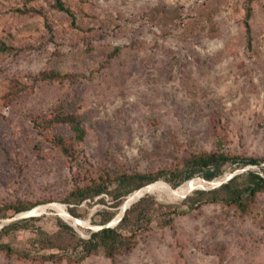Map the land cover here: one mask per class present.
<instances>
[{"label":"rangeland","instance_id":"rangeland-1","mask_svg":"<svg viewBox=\"0 0 264 264\" xmlns=\"http://www.w3.org/2000/svg\"><path fill=\"white\" fill-rule=\"evenodd\" d=\"M60 1L68 12L55 0H0V206L37 203L38 227L52 231L60 216L87 239L100 226L90 217L111 199L95 198L107 204H92L83 220L63 202L98 177L113 188L124 174L167 176L199 153L264 159V0ZM43 71L69 78L34 81ZM57 115L84 129L82 141L55 129L71 156L44 128ZM263 168L226 165L212 181L197 174L176 189L162 177L141 193L180 204L249 171L264 177ZM135 242L114 260L99 252L80 264H264V191L245 214L204 204ZM0 264L38 263L0 253Z\"/></svg>","mask_w":264,"mask_h":264},{"label":"trees","instance_id":"trees-1","mask_svg":"<svg viewBox=\"0 0 264 264\" xmlns=\"http://www.w3.org/2000/svg\"><path fill=\"white\" fill-rule=\"evenodd\" d=\"M55 6L68 12V9L60 0H55ZM249 14V13H248ZM248 17V15H247ZM246 32L249 33V26L245 22ZM66 74L53 71H43L33 77L34 81H57L62 82L68 79ZM9 92L3 99L9 101ZM59 125H66L70 128L74 140L82 141L84 129L80 121L72 115H57L44 122V128L51 133L55 146L65 156H71L70 146L66 144L61 135H57L55 129ZM68 146H66V145ZM264 163V159L241 158L231 156L223 152L199 153L190 155L188 161L182 169L170 172L167 176L163 173L156 175L132 174L121 175L114 179L116 186L110 188L107 179L98 177L91 181L89 185L78 187L71 191L63 203L72 205L68 208V213L77 219L88 217V208L95 203L106 205L105 195L111 199L112 204L108 209L97 211L90 221L94 225H106L113 220L118 212V208L134 191L155 183L159 178L164 179L172 189H176L185 181L201 174L206 181H212L223 174L226 165H236L244 167L248 165H259ZM264 174V168L262 169ZM264 191V177L251 171L238 177H234L218 188L203 191L195 190L187 196L180 204H162L152 195L145 194L130 208L125 210L123 217L114 227H107L96 232H88L89 238L84 239L67 223L59 217L55 218V228L46 231L38 227L40 217L9 222L0 229V253L6 257H15L17 260H27L38 264L62 262L67 254L77 255L76 259L69 262L80 264L91 255L102 252L103 255L114 260L116 256L128 253L135 246V239L139 232H147L155 224L160 227L171 226L174 217L183 215L188 211L195 210L204 204H225L235 206L240 214H245L248 203L254 197ZM85 203V210L80 209V205ZM37 203L19 202L16 206H0V221L12 217L16 214L35 208ZM185 207L186 211L182 208ZM12 211L8 217L6 212ZM21 232H28L29 235L23 237Z\"/></svg>","mask_w":264,"mask_h":264},{"label":"water","instance_id":"water-1","mask_svg":"<svg viewBox=\"0 0 264 264\" xmlns=\"http://www.w3.org/2000/svg\"><path fill=\"white\" fill-rule=\"evenodd\" d=\"M153 184V183H152ZM152 184H150V185H152ZM167 185V184H166ZM149 185H147V186H145L144 188H146V187H148ZM170 187V186H169ZM144 188H142V189H139L138 190V192H139V195H137V197H136V199H135V201H137L139 198H141L144 194H147V193H149V192H142L141 193V191L144 189ZM190 191H192V190H190ZM189 191V192H190ZM188 192V193H189ZM134 201V202H135ZM133 202V203H134ZM128 209V208H127ZM33 210H35V208H33V209H31V210H28V211H25V212H22V213H19V214H17V215H15L14 217H12V218H10L9 219V221H17V220H22V219H27V218H31V217H36V216H38L39 214H41V211H33ZM125 210L126 209H124V211H123V213L121 214V216L116 220V221H110L109 223H107L106 225H102V226H97L96 227V231H98V230H100V229H103V228H107V227H114V226H116L117 224H118V222L121 220V218L123 217V215H124V212H125ZM69 214V213H68ZM70 215V214H69ZM59 216V215H58ZM71 216V215H70ZM60 217V216H59ZM72 217V216H71ZM61 218V217H60ZM73 219H77V218H74V217H72ZM62 219V218H61ZM63 221H64V219H62ZM64 222H66V221H64ZM88 222V224L90 223V221H87ZM67 223V222H66ZM68 224V223H67ZM69 226H71L72 228H74V226H72V225H70V224H68ZM75 229V228H74ZM76 231V230H75ZM77 232V231H76ZM78 233V232H77Z\"/></svg>","mask_w":264,"mask_h":264},{"label":"bare ground","instance_id":"bare-ground-1","mask_svg":"<svg viewBox=\"0 0 264 264\" xmlns=\"http://www.w3.org/2000/svg\"><path fill=\"white\" fill-rule=\"evenodd\" d=\"M134 201H135V199L133 201H131L127 206L122 208L121 212L113 219V221H116L121 216V214L123 213L124 209H127Z\"/></svg>","mask_w":264,"mask_h":264}]
</instances>
